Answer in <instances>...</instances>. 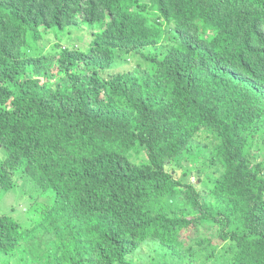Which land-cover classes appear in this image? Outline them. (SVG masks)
I'll return each mask as SVG.
<instances>
[{
  "label": "trees",
  "instance_id": "16d2710c",
  "mask_svg": "<svg viewBox=\"0 0 264 264\" xmlns=\"http://www.w3.org/2000/svg\"><path fill=\"white\" fill-rule=\"evenodd\" d=\"M0 149V264H264V0H0Z\"/></svg>",
  "mask_w": 264,
  "mask_h": 264
},
{
  "label": "rangeland",
  "instance_id": "374dc122",
  "mask_svg": "<svg viewBox=\"0 0 264 264\" xmlns=\"http://www.w3.org/2000/svg\"><path fill=\"white\" fill-rule=\"evenodd\" d=\"M57 32V36H53L51 34L52 39L50 40V44H58L62 47H68L69 44H72L70 42L79 39L81 35L88 33L89 31L86 27H80L79 29L70 27L67 29L57 30ZM130 63L135 65L136 60H131ZM2 153L3 151L0 149V158L4 154ZM27 188L26 182L23 181L19 183V185H16L12 191L8 192L7 194L0 192V214L9 213L11 208L15 206L13 216L22 224L23 227H29L34 220L40 219L42 215L41 212L44 210V208L53 204L52 192L45 191L41 198L36 201V204L33 203V207L30 206L31 204L29 205L30 208L29 206L27 207L29 203L26 201L29 197V194H24ZM145 249H143V251H145Z\"/></svg>",
  "mask_w": 264,
  "mask_h": 264
}]
</instances>
